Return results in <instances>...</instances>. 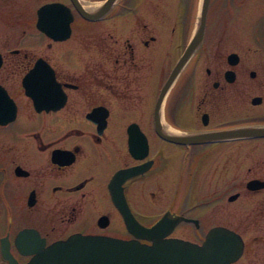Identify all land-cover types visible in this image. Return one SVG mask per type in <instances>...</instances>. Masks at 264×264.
<instances>
[{
  "label": "flooded vegetation",
  "instance_id": "af4514ba",
  "mask_svg": "<svg viewBox=\"0 0 264 264\" xmlns=\"http://www.w3.org/2000/svg\"><path fill=\"white\" fill-rule=\"evenodd\" d=\"M258 2L209 0L202 41L160 101L203 0H0V24L13 29L0 26V264H26L34 252L21 249L39 238L45 245L75 233L135 239L130 228L166 213L183 217L168 234L183 238L173 234L178 227L204 229L200 219L226 217L228 202L242 203L239 231L213 224L204 238L225 226L245 250L247 231H264V136L187 145L161 135L264 128ZM11 8L8 22L2 12ZM229 28L240 35H226ZM242 38L245 50L226 48ZM252 200L257 208L245 210Z\"/></svg>",
  "mask_w": 264,
  "mask_h": 264
},
{
  "label": "water",
  "instance_id": "95a60500",
  "mask_svg": "<svg viewBox=\"0 0 264 264\" xmlns=\"http://www.w3.org/2000/svg\"><path fill=\"white\" fill-rule=\"evenodd\" d=\"M209 0H203L199 23L195 35L187 44L160 93V101L166 95L176 75L196 51L202 41L206 12ZM47 5L39 9L38 25L42 27L43 12ZM36 106L41 109L39 102ZM165 139L182 144H193L210 140L230 139L236 137L264 136L263 127H240L214 132L180 133L164 130ZM126 170L118 172L125 176ZM263 185L256 184L255 187ZM113 199L129 223L124 198L114 192ZM181 215L166 213L159 221L149 227L132 229L135 239H124L105 234L75 233L66 239L56 240L48 245L42 238L37 239L35 247L21 249L34 256L26 264H233L243 253L244 241L241 235L225 226L209 229L202 243L188 239L169 237L175 225L182 219ZM26 232L20 233L23 236ZM38 238V236H36ZM146 238L148 243L139 242Z\"/></svg>",
  "mask_w": 264,
  "mask_h": 264
},
{
  "label": "rangeland",
  "instance_id": "374dc122",
  "mask_svg": "<svg viewBox=\"0 0 264 264\" xmlns=\"http://www.w3.org/2000/svg\"><path fill=\"white\" fill-rule=\"evenodd\" d=\"M264 9V1L260 0V2H258L257 6H256V10L261 13V11ZM13 11V8L11 9H5L2 12L3 18L5 21L8 22H12L13 16L11 15ZM219 19V18H218ZM222 24V21H217L216 26L214 25L213 29L218 28V25ZM12 24H8L5 23V25L0 24V26H3V29L5 31V33H13V29H12ZM218 32V31H217ZM253 36H256V34L251 33ZM226 35H240V33L236 30H232L231 28H229V31L226 32ZM213 40L212 42L216 43L218 42V36L216 34H212ZM231 42L228 44L226 42V48L228 50H230L231 46L235 47L236 45L240 44L239 47L242 50L246 49V45L248 44L247 41L242 38L241 40H238V42H234L233 40H230ZM211 42V43H212ZM167 46V45H166ZM166 46H165V50H166ZM246 53V52H245ZM166 61V65H170V62H173V59L169 58V59H165ZM205 65H209V64H205ZM188 73L184 74V76L182 77V79L180 80L178 86L179 88L181 87L183 81L186 79ZM247 199V198H246ZM239 200H245V198L240 199ZM249 200V199H248ZM254 201L253 204L251 206H248L245 208V210H254L257 205V200H252ZM238 204L236 203H230L228 202V215L226 217L220 218V217H207V218H201L200 221L202 224H204L203 227L208 228L210 225L213 224H222V225H226L230 228L236 229L239 231L240 229V215L237 213L238 211H242L244 210L242 207V203L240 202V206H238ZM218 207V206H217ZM150 210V209H149ZM148 210V211H149ZM202 210V209H200ZM197 210V211H200ZM213 210L212 208H208L207 211ZM194 215H197V213H194ZM202 228V227H201ZM194 228V227H188V226H180L177 228V230L173 233L177 236H181L185 239H190L192 241H200L204 238L205 235V231L206 228ZM254 236H258L260 238H263L261 241L259 242H253L251 239ZM179 238V237H178ZM245 238L249 240V243L246 245L245 250L243 251L242 255L233 263V264H264V231L260 232V233H253L251 231H247V233L245 234Z\"/></svg>",
  "mask_w": 264,
  "mask_h": 264
}]
</instances>
